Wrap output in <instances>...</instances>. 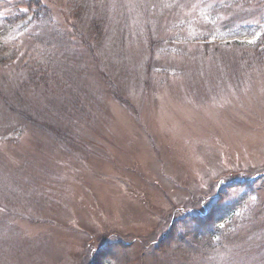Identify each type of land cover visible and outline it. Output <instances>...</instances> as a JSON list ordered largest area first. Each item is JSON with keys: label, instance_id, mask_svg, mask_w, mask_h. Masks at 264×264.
<instances>
[{"label": "rangeland", "instance_id": "374dc122", "mask_svg": "<svg viewBox=\"0 0 264 264\" xmlns=\"http://www.w3.org/2000/svg\"><path fill=\"white\" fill-rule=\"evenodd\" d=\"M37 1L0 0V264H264V0Z\"/></svg>", "mask_w": 264, "mask_h": 264}, {"label": "trees", "instance_id": "16d2710c", "mask_svg": "<svg viewBox=\"0 0 264 264\" xmlns=\"http://www.w3.org/2000/svg\"><path fill=\"white\" fill-rule=\"evenodd\" d=\"M29 2H31V3H29V6H30V8H34V7H37V4L35 3V0H30ZM71 26L74 28V31H75V33H76V36L79 38V40L81 41V39H83V38H81V36H80V33L77 31V28H76V26L74 25V24H72L71 23ZM86 43H88L85 39H83ZM90 48V47H89ZM2 60V59H1ZM2 61H4V60H2ZM101 261H102V259H100V260H98V263L97 264H100L101 263ZM102 264V263H101Z\"/></svg>", "mask_w": 264, "mask_h": 264}]
</instances>
